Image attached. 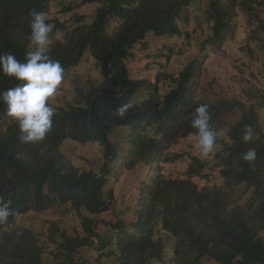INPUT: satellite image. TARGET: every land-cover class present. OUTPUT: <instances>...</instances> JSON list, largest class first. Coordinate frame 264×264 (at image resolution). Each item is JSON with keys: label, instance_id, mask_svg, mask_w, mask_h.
<instances>
[{"label": "trees", "instance_id": "obj_1", "mask_svg": "<svg viewBox=\"0 0 264 264\" xmlns=\"http://www.w3.org/2000/svg\"><path fill=\"white\" fill-rule=\"evenodd\" d=\"M55 2L64 11L75 3L99 7L91 23L59 25L64 38L49 44L48 57L58 60L64 73L91 57L110 82L78 88L71 102L55 110L51 131L36 143L20 142L18 122L0 100V119L10 118L0 128V197L10 202L12 213L0 223V264H264V90L251 85L245 99L199 96L201 56L178 74L166 72L159 61L154 80L133 77L128 65L135 48L147 45L148 35H180V17L202 0H0V54L24 62L31 45L29 11L45 13L50 24ZM239 2L206 0L211 35L204 45L228 39ZM242 3L249 22L258 21L254 33L259 37L264 17L258 8L264 0ZM162 78L173 83L164 95ZM22 83L0 71V92ZM140 92L149 99L135 102ZM201 104L208 106L217 132L216 152L207 158L190 151L165 153V140L175 130L197 134L191 120ZM120 107H126L123 116L116 114ZM122 129L126 133L114 141ZM249 130L252 139L245 142ZM60 133L81 144H98L104 157L100 170L60 158L52 142V135ZM249 150L256 154L251 163L242 158ZM118 158L128 170L145 164L155 171L141 182L135 205L104 220L102 214L115 208V192L107 184ZM179 159H188L182 173L161 171L163 162ZM216 176L220 183L213 181ZM53 209L78 216L80 229L71 232L54 218L43 237L19 222L25 214ZM164 233L173 236V245ZM110 258L113 263L107 262Z\"/></svg>", "mask_w": 264, "mask_h": 264}, {"label": "rangeland", "instance_id": "obj_2", "mask_svg": "<svg viewBox=\"0 0 264 264\" xmlns=\"http://www.w3.org/2000/svg\"><path fill=\"white\" fill-rule=\"evenodd\" d=\"M236 8L237 16L231 26V32L226 41H220L219 44H206L204 40L211 35L210 24L205 12L206 0H202L201 5H191L179 19V25L182 30L177 36H160L153 34L145 38L147 44L138 45L134 50V55L129 58L128 65L132 76L135 78L155 79L156 72L160 69L159 61H164V70L169 73L178 74L179 71L196 57H202L203 63L199 78V96L207 99H213L220 96L228 98H247L246 91L251 85L264 90V32H257L259 27L256 19L254 23L249 22V15L243 7L239 5L246 0H238ZM260 1V0H259ZM243 4V3H242ZM260 6L259 4H257ZM98 3H75L74 8L64 11L60 3H53L50 13L52 22L51 32L49 34L50 43L55 39L64 38L65 30L61 29V24L73 27L80 23H91L97 14ZM262 7V6H261ZM258 8V7H257ZM259 14L264 17V7L258 8ZM56 21L58 23H56ZM49 43V44H50ZM204 45V46H203ZM164 55H159V54ZM170 57L166 60L165 55ZM166 60V61H165ZM110 75L96 67L95 60L91 57L86 59L78 67L64 73L63 80L57 89L56 95L50 99L49 103L55 110L71 102L78 88L87 89L91 84H100L110 82ZM173 87L170 79H163L159 82L160 94L164 95ZM147 92H140L136 95L135 102L148 100ZM264 122V108L261 109ZM10 121L9 117H1L0 128ZM5 123V124H4ZM153 131V129H152ZM126 133L124 129L118 137L115 134L112 139L119 140L120 136ZM52 142L58 144L60 158L69 160L74 165L83 169L100 170L104 157L102 149L98 144H81L75 140L67 138L62 133L52 135ZM54 137H56L54 139ZM165 153L190 151L193 154L203 158L212 157L218 149L215 146L214 152L204 156L197 148L198 135L185 131H174L170 133L165 140ZM163 161V160H162ZM188 166V159H179L161 164V171L164 174H180ZM155 170L152 166L145 164L135 170H128L121 158L115 159L111 163V171L108 175V188H113L115 192V208L110 212L102 214L104 220L115 217V212L137 203L141 182L148 179ZM198 179V178H196ZM204 183L205 180H200ZM213 181L220 183V176L213 177ZM58 219L61 224L71 232L80 229L79 217L69 214L62 216L57 210H48L40 213H28L20 216L19 222L24 225L34 227L40 231L43 237L48 228V220ZM168 240L169 245L174 244L173 236L169 233L163 234ZM168 256L171 258L174 254L173 248L168 249ZM46 256L51 258L49 250ZM114 258L107 262L113 263ZM152 264H163L153 262ZM171 264V262H170ZM209 264H217L211 262Z\"/></svg>", "mask_w": 264, "mask_h": 264}, {"label": "clouds", "instance_id": "obj_3", "mask_svg": "<svg viewBox=\"0 0 264 264\" xmlns=\"http://www.w3.org/2000/svg\"><path fill=\"white\" fill-rule=\"evenodd\" d=\"M31 45L25 53V61H19L13 54H0V71L24 83L0 92V100L7 105V114L13 117L19 126L21 143H36L45 139L53 126L55 108L49 103L64 76V68L58 60H52L46 54L50 43L51 26L46 23L45 13L30 10ZM126 107L117 109V115L123 116ZM208 106L201 104L195 108L191 120L192 128L197 130V148L204 156L214 152L217 132L210 125ZM252 139L251 131L243 136L245 142ZM255 151L249 150L242 158L251 163L255 160ZM10 202L0 197V223H5L12 214Z\"/></svg>", "mask_w": 264, "mask_h": 264}]
</instances>
